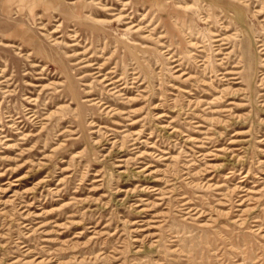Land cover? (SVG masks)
Here are the masks:
<instances>
[{
  "label": "rangeland",
  "instance_id": "rangeland-1",
  "mask_svg": "<svg viewBox=\"0 0 264 264\" xmlns=\"http://www.w3.org/2000/svg\"><path fill=\"white\" fill-rule=\"evenodd\" d=\"M0 264H264V0H0Z\"/></svg>",
  "mask_w": 264,
  "mask_h": 264
},
{
  "label": "crops",
  "instance_id": "crops-1",
  "mask_svg": "<svg viewBox=\"0 0 264 264\" xmlns=\"http://www.w3.org/2000/svg\"><path fill=\"white\" fill-rule=\"evenodd\" d=\"M19 1H22V0H19ZM14 2H16V0H14Z\"/></svg>",
  "mask_w": 264,
  "mask_h": 264
},
{
  "label": "bare ground",
  "instance_id": "bare-ground-1",
  "mask_svg": "<svg viewBox=\"0 0 264 264\" xmlns=\"http://www.w3.org/2000/svg\"><path fill=\"white\" fill-rule=\"evenodd\" d=\"M38 257V256H37ZM34 259V258H33Z\"/></svg>",
  "mask_w": 264,
  "mask_h": 264
}]
</instances>
